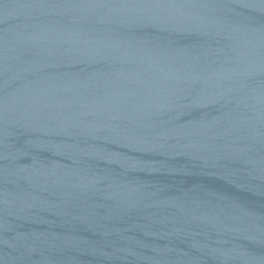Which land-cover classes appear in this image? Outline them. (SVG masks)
<instances>
[{"label":"water","instance_id":"95a60500","mask_svg":"<svg viewBox=\"0 0 264 264\" xmlns=\"http://www.w3.org/2000/svg\"><path fill=\"white\" fill-rule=\"evenodd\" d=\"M0 264H264V0H0Z\"/></svg>","mask_w":264,"mask_h":264}]
</instances>
